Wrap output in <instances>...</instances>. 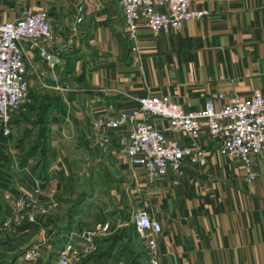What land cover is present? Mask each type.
Returning <instances> with one entry per match:
<instances>
[{
	"label": "crops",
	"instance_id": "crops-1",
	"mask_svg": "<svg viewBox=\"0 0 264 264\" xmlns=\"http://www.w3.org/2000/svg\"><path fill=\"white\" fill-rule=\"evenodd\" d=\"M191 8L208 16L155 37L139 28L131 51L118 0H0V22L22 9L45 11L58 60L49 68L35 50L26 57L30 105L12 121L15 131L23 130L8 142L0 136V216L34 182L46 190L48 179L72 176L83 186L79 204H121L160 223L158 264H264V148L247 182L242 167L218 155L203 130L197 138L202 165L148 184L124 162L127 128L100 134L91 128L98 116L133 108L135 98L148 95L175 100L187 111L200 110L206 99L219 107L218 94L264 95V0H193ZM18 150L25 154L21 163ZM59 188L52 196L56 207L36 218L39 226L66 203Z\"/></svg>",
	"mask_w": 264,
	"mask_h": 264
},
{
	"label": "built area",
	"instance_id": "built-area-1",
	"mask_svg": "<svg viewBox=\"0 0 264 264\" xmlns=\"http://www.w3.org/2000/svg\"><path fill=\"white\" fill-rule=\"evenodd\" d=\"M192 1L118 0L119 16L130 50H134L139 28H145L155 37L177 32L182 24L208 16L207 10L191 8ZM54 44L44 10L29 12L22 9L17 18L0 22L2 137L9 138L13 116L26 98V57L31 58L30 53L35 50L37 56L52 68L58 61ZM214 100L220 102L219 107L206 99L200 110L187 111L172 99L166 100L156 95L138 97L134 99L135 107L98 116L91 128L95 134L127 128L122 148L124 162L141 172L148 184L167 176L173 180L183 177L186 168L202 165L203 149L197 138L203 130L212 140L217 154L238 163L245 171V180L251 182L254 179L252 160L264 148V95L254 90L245 99L218 94ZM179 134L191 142L183 144L178 138ZM101 139L107 141L103 136ZM34 183L29 192L22 191L14 201L11 215L1 224L2 230L13 233L21 219L27 224H34L37 217L45 216L55 208L52 196L56 178L47 180L46 190L40 188L39 183ZM39 196H44L46 202L40 203ZM132 223L136 238L144 247L145 259L142 264H158L154 237L161 232L160 223L142 210L132 213ZM105 230V225L96 224L95 232L83 230L75 235V243L70 234L56 251L53 264H79L80 258L93 250L95 235ZM30 255L35 257L39 253L33 250Z\"/></svg>",
	"mask_w": 264,
	"mask_h": 264
},
{
	"label": "rangeland",
	"instance_id": "rangeland-1",
	"mask_svg": "<svg viewBox=\"0 0 264 264\" xmlns=\"http://www.w3.org/2000/svg\"><path fill=\"white\" fill-rule=\"evenodd\" d=\"M28 95L27 92L25 100L16 110L14 116L27 110L30 105ZM12 128V137L18 139L23 129L19 127L18 132V127H16V131L15 127ZM16 134L17 137H15ZM2 138L8 142V138ZM24 139L26 140V138ZM18 149L23 150L20 147ZM20 151L18 162L21 163L25 154H21ZM71 178L72 176L60 177L61 181H59L56 177V188L60 187L59 199L61 196H65L67 199L66 203L59 204V209L54 213L55 216H51L47 220L46 226H39L36 221L34 224H27L21 219L15 228L16 231L14 230L15 232L12 233L1 229L3 220L11 215V210L6 211L3 217L0 216L2 217L0 220V264H53L56 251L65 242L63 237H59L64 229L65 231L71 229L70 234H72L73 243H75V235L77 236L83 230L95 232L96 224L105 225L106 230L95 235L93 250L90 254L81 257L79 264H142L145 253H143L142 244L137 240L133 231L132 213L134 211L131 212L132 210L127 207L122 208L121 204L114 207H111L110 204L101 207L100 202L94 206L87 202L79 204L83 198L77 193L83 186L80 188L77 181L73 184L74 178ZM8 196L6 194L3 198L8 199ZM17 199L18 197L14 201ZM113 248L115 250L111 252L110 258H103L108 257ZM33 250H37L39 255L32 257L30 254Z\"/></svg>",
	"mask_w": 264,
	"mask_h": 264
}]
</instances>
